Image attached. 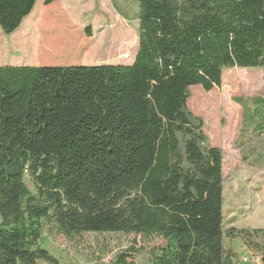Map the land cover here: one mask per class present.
<instances>
[{
  "label": "trees",
  "instance_id": "trees-1",
  "mask_svg": "<svg viewBox=\"0 0 264 264\" xmlns=\"http://www.w3.org/2000/svg\"><path fill=\"white\" fill-rule=\"evenodd\" d=\"M36 1L0 0L1 30ZM137 2L131 62L0 65V264H59L45 225L66 238L159 236L150 264H234L223 239L240 238L264 264V229H223L222 152L186 105L188 87H219L225 68L264 67V0ZM235 102L242 119L264 116V95Z\"/></svg>",
  "mask_w": 264,
  "mask_h": 264
},
{
  "label": "rangeland",
  "instance_id": "rangeland-1",
  "mask_svg": "<svg viewBox=\"0 0 264 264\" xmlns=\"http://www.w3.org/2000/svg\"><path fill=\"white\" fill-rule=\"evenodd\" d=\"M138 11L137 0H56L48 5L37 0L28 15L33 18L30 26L24 19L10 34L0 28V65L131 62L138 43ZM188 90V109L202 119L208 143L222 152L223 229H264V135L258 132L264 116L253 119L246 113L242 119L235 102L247 99L252 107V99L264 95V67L225 68L219 87L205 91L192 85ZM24 180L33 190L28 178ZM223 241L237 254L234 264H256L253 258L260 259L259 250L240 238L224 236ZM253 242L262 243L258 238ZM164 243L156 235L124 233L86 232L66 238L45 225L41 246L59 264H110L115 253L133 245L144 248L133 255L134 262L150 264L148 252Z\"/></svg>",
  "mask_w": 264,
  "mask_h": 264
},
{
  "label": "built area",
  "instance_id": "built-area-1",
  "mask_svg": "<svg viewBox=\"0 0 264 264\" xmlns=\"http://www.w3.org/2000/svg\"><path fill=\"white\" fill-rule=\"evenodd\" d=\"M242 260H243L244 262H247V261H248L247 258H242ZM253 261H254L256 264H262L259 258H258V259L253 258Z\"/></svg>",
  "mask_w": 264,
  "mask_h": 264
},
{
  "label": "crops",
  "instance_id": "crops-1",
  "mask_svg": "<svg viewBox=\"0 0 264 264\" xmlns=\"http://www.w3.org/2000/svg\"><path fill=\"white\" fill-rule=\"evenodd\" d=\"M24 19H28L27 22L30 21L29 24H28L27 26H30V25L32 24V22H33V18H32V20H30L28 16H26L25 18H23V20H24Z\"/></svg>",
  "mask_w": 264,
  "mask_h": 264
}]
</instances>
